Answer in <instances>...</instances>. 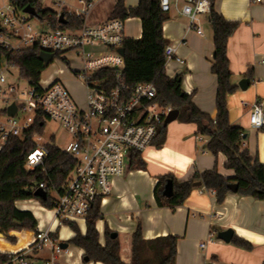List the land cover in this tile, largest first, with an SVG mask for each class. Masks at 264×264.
<instances>
[{"label": "built area", "instance_id": "obj_1", "mask_svg": "<svg viewBox=\"0 0 264 264\" xmlns=\"http://www.w3.org/2000/svg\"><path fill=\"white\" fill-rule=\"evenodd\" d=\"M0 49L20 52L37 47L52 54L54 61L66 63L64 69L55 70L47 79L34 83L24 80L28 88L8 82L7 70L14 68L6 58H0V151L10 138L23 139L25 133L37 123L46 129L47 123H58L68 134L64 148L56 147L43 135L35 134L36 148L26 161L29 171L44 170L48 156L47 147L54 146L73 158L77 165L69 176L63 192L58 195L52 217L42 227L41 221L29 245L13 249L3 264H60L65 253L64 243L57 227L66 222L84 223L96 203H101L112 191L113 178L120 176L132 153L147 150L172 113L171 106L156 102L157 88L153 83L129 87L123 80L124 57L118 50L126 40L125 21L114 19L100 25H90L88 17L94 4L100 0H29L35 6L37 17L21 10L15 0H1ZM161 10L169 14L176 9L189 20V29L202 35L201 18L210 14L211 0H159ZM52 4L56 10L47 8ZM28 7V6H27ZM39 9L49 11L46 20L39 18ZM19 13L29 15L39 22L33 28ZM63 15L84 18L81 29H65L60 22ZM176 54L174 45L165 49L166 62ZM6 68L2 70V64ZM11 67V68H10ZM68 74L81 81L84 87V104H78L67 84L60 78ZM111 74V75H109ZM43 75V74H42ZM19 85V84H18ZM249 106V122L252 129L264 128V98ZM15 106L12 116L9 109ZM31 114V115H28ZM199 141L204 137L199 136ZM127 162V161H126ZM45 189L40 184L35 189ZM200 189V193H204ZM215 195L214 191H210ZM206 247L205 243L201 248Z\"/></svg>", "mask_w": 264, "mask_h": 264}, {"label": "crops", "instance_id": "obj_2", "mask_svg": "<svg viewBox=\"0 0 264 264\" xmlns=\"http://www.w3.org/2000/svg\"><path fill=\"white\" fill-rule=\"evenodd\" d=\"M125 2L127 8H136L140 0ZM114 6L115 0L97 1L90 12L88 23H105ZM214 8L226 20L240 22L228 43L233 84L238 88L235 94L228 97L230 122L245 130L244 149L264 165V131L250 127V107L244 106V102L241 103L243 108L238 110L232 106L236 99L249 95V91H242L238 84L248 78L246 73L250 68L254 71L250 87L264 88V0H215ZM168 16L169 19L163 25V35L169 45H174L176 54L166 64V74L170 78L183 75V91L192 95L194 104L215 120L218 79L211 71L214 43L209 16L201 18L202 35L195 29H189V20L176 9H172ZM124 35L126 39H140L141 20L127 19ZM263 98L258 94L252 103H245L251 105ZM198 137L196 125L177 120L170 129L167 128L164 145L148 151L146 170H130L128 162L125 164L122 175L113 178L110 195L100 203L103 218L96 223V230L101 245L105 244L107 227L118 234L121 258L129 262L132 257V235L140 222L142 236L146 241L167 236L177 238L175 264H264V201L230 193L224 203L218 205L216 196L201 186L192 191L184 206L174 211L169 207L157 206L154 190L160 176L170 174L178 182H185L195 173L203 174L217 168L223 177H235V172L225 167L226 156L222 153L217 156L211 154L207 150L208 139L199 141ZM200 189H204V193L201 194ZM17 208L31 212L37 221H41L42 227L52 217L36 201L19 202ZM77 224L85 234L86 222ZM57 229L64 243H68L74 236L69 227ZM228 229L234 232V237L250 243L252 250L247 251L232 242L219 240L218 233ZM203 243L206 245L204 249L201 248ZM74 248L75 251L68 248L60 264H103L85 263L84 251Z\"/></svg>", "mask_w": 264, "mask_h": 264}, {"label": "trees", "instance_id": "obj_3", "mask_svg": "<svg viewBox=\"0 0 264 264\" xmlns=\"http://www.w3.org/2000/svg\"><path fill=\"white\" fill-rule=\"evenodd\" d=\"M21 10L27 6H35L29 0H15ZM215 0H211L209 21L213 30V63L211 71L217 76L218 89L216 97L217 117L213 120L202 112L193 102L192 95L182 89L183 75L170 78L166 74L165 49L169 41L164 38L163 25L169 19L167 13L161 10L159 0H140L136 8H127L125 0H115V6L109 20L119 19L126 21L129 18H139L142 22V36L138 40L126 39L122 48L125 50L123 80L129 87L137 84L153 83L157 88L156 102L163 106H171L180 111L178 121L196 125V136L208 139L207 150L217 156L222 153L226 156L225 167L235 172V177L227 178L219 174L217 168L195 173L185 182H178L173 175L158 177L154 190L157 206L169 207L176 210L184 206L186 200L195 190L194 184L200 182L207 191H214L217 204L222 205L226 197L232 193L230 185H238L236 193L242 197H251L264 201V165L257 158H252L247 149H244L245 130L233 126L230 122L228 97L237 91L233 84V73L230 70L228 58V43L240 26V22L228 21L218 14L214 8ZM39 18L46 20L49 11L39 9ZM84 18H69L64 25L65 29H81ZM40 50L37 47L23 49L20 52H11L0 49V58H6L11 66L19 70L24 80L34 83L41 79L42 74L50 66H46L40 59ZM111 75V74H109ZM254 71L250 68L246 77L253 79ZM261 130L264 131V128ZM45 133L40 124L34 125L25 133L23 139L10 138L0 151V243L6 244V250L0 246V264L8 258L7 249H16L18 239L15 232L25 236H34L38 221L29 211L17 208L19 202L36 201L41 207L51 211L55 199L51 194L60 195L74 171L77 162L54 146H48V156L45 159L44 170H27L28 155L36 148L34 135ZM167 127L162 125L153 143L161 148L166 141ZM54 140V139H53ZM130 170H146L142 153H132L129 158ZM172 182L174 194L171 198L163 196L167 183ZM40 184L45 185L47 201L34 197L35 189ZM100 203H96L86 220V232L83 234L77 223L66 222L74 236L68 243L84 251L85 263L95 262L103 264H175L177 256V238L173 236L161 237L146 241L142 236V225L138 222L132 235L131 260L125 262L120 255V241L113 239V234L105 229V244H100L96 223L102 219ZM232 244L251 251L252 246L247 241L234 237ZM215 259V257H214Z\"/></svg>", "mask_w": 264, "mask_h": 264}, {"label": "rangeland", "instance_id": "obj_4", "mask_svg": "<svg viewBox=\"0 0 264 264\" xmlns=\"http://www.w3.org/2000/svg\"><path fill=\"white\" fill-rule=\"evenodd\" d=\"M72 3L74 5H76L77 0H74ZM2 5H3V2L0 0V8L2 7ZM45 6L47 8H51L52 10H56V8L50 3H47ZM19 14L21 17H24L26 20H28L29 24L33 28H37L39 26V22L36 19L31 18L29 15H26L23 13H19ZM64 66H66V63H63L62 61H54L46 69V71H44L42 78L47 79L55 70L64 69L65 68ZM5 68H6V64L4 63V64H2V70H4ZM7 78H8L9 83H11L15 86H19L21 88V90H23V91H25L28 88V83L20 78L19 70L15 67L7 70ZM60 78L67 84V86L69 87V89L71 90L73 95L75 96V98H74L75 101H77L80 105H83L84 104L83 83L81 81H77V80L71 78L68 74L61 75ZM248 91H249V95L242 96L239 99H236L232 103L233 108H235L237 110L239 108H243L241 106L242 102L252 103L253 100L256 99V95H258V94H259V96L264 97V88H262V87L261 88L258 87V89H255V87L252 86L248 89ZM234 114H237V112H235ZM28 115H31V114H28ZM175 122H177V121H175ZM248 123H249V114H248ZM172 124H174V122L169 124L167 126V128L170 129ZM53 133H54V140L53 139L50 140V136ZM43 137L47 141L50 140V143H52L54 146L60 147V148H64L66 146L67 141H68V134H67L66 130L64 128H62L61 125H59L58 123H47ZM152 149L156 150V146H151L147 150L142 152V157L144 159V162L146 159H148V151L152 150ZM128 160L129 159H127V160L125 159L126 164H127L126 161H128ZM51 197L54 198L55 200L57 199V195H55L54 193L51 194ZM51 215H52L51 211L48 210V216H51ZM15 235H17V239H18L16 250L26 248L32 240L31 237H27V236H25V235H23L17 231L15 232ZM215 242H218V240L215 239ZM18 245H20V247H18ZM0 246H1V248L5 249L7 245L0 243ZM7 250L10 251L12 249H7ZM69 250L75 251V248L72 245H69ZM62 264H64V263H62Z\"/></svg>", "mask_w": 264, "mask_h": 264}, {"label": "water", "instance_id": "obj_5", "mask_svg": "<svg viewBox=\"0 0 264 264\" xmlns=\"http://www.w3.org/2000/svg\"><path fill=\"white\" fill-rule=\"evenodd\" d=\"M24 13L29 14L32 17H37V13H36L35 9L33 7H31V6L26 7L24 9ZM60 22L62 24H66L67 23L66 20H64L63 15L60 18ZM118 53L122 57H125V50L123 48L119 49ZM52 58H53L52 54H47V53H44V52H41L40 56H39V59L46 66H48L50 64ZM250 84H251V80L249 78H244V79H242L239 82L238 86H239V88L242 91H247L248 88L250 87ZM15 112H16V108H15V106H12L9 109V114L13 116L15 114ZM179 116H180V111H178V110L172 111V113L165 120L164 127H167L169 124L177 121ZM245 138H246V136H244V139ZM201 186H202V184L200 182L194 184L195 188H198V187H201ZM230 190H231L232 193H237L238 192V185H236V184L230 185ZM173 194H174V186H173L172 182H169V183L166 184V186L164 188L163 196L166 197V198H171L173 196ZM33 195H34V197L39 198V199H41L43 201H47V199H48L47 193L43 189H37L34 192ZM111 237L113 239H116V238H118V234L113 232ZM217 237H218L219 240H222L225 243H231L233 238H234V232L231 229H228L226 231H222V232L218 233ZM61 248L64 249V250H67L69 248V244L68 243H62L61 244Z\"/></svg>", "mask_w": 264, "mask_h": 264}]
</instances>
